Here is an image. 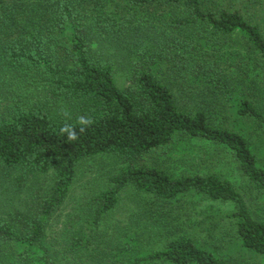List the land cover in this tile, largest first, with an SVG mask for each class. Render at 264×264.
Wrapping results in <instances>:
<instances>
[{
    "label": "trees",
    "instance_id": "16d2710c",
    "mask_svg": "<svg viewBox=\"0 0 264 264\" xmlns=\"http://www.w3.org/2000/svg\"><path fill=\"white\" fill-rule=\"evenodd\" d=\"M2 1L0 264H239L204 247L226 238L264 256V169L247 136L216 122L232 109L264 135L262 102L252 86L236 97L230 62L245 49L264 69V0ZM80 116L95 123L68 141L59 129ZM178 141L207 144L238 186L173 174L157 152ZM80 173L94 176L79 212L54 230ZM191 193L233 206L203 242L173 204ZM125 204L133 214L110 225Z\"/></svg>",
    "mask_w": 264,
    "mask_h": 264
},
{
    "label": "rangeland",
    "instance_id": "374dc122",
    "mask_svg": "<svg viewBox=\"0 0 264 264\" xmlns=\"http://www.w3.org/2000/svg\"><path fill=\"white\" fill-rule=\"evenodd\" d=\"M4 1L9 2L11 0ZM5 5L7 4L5 3ZM5 5L3 1L0 0V9L6 7ZM231 58L233 59L229 60L231 63H236L239 74L238 76L236 75V97L244 94L247 86H252L254 89H249V95L254 98L256 97L257 100H261L264 111V69L262 64L251 54H247L245 49L239 54V57L236 55ZM243 75H245V77ZM18 84L19 83L15 85L14 81H11V85L8 87L15 95L23 98L32 93L33 90L20 87ZM172 91L181 106H194V103L190 102L188 98H185L184 94H181L180 89L174 88ZM217 114L216 122L219 125L232 128L247 136L258 165L264 169V135L261 131V127L250 120L245 121L234 117L232 109H222ZM157 156L161 158L164 163L169 165L171 171L175 175H179L183 172L199 174L219 172L238 186L239 178L234 165L222 159V157H220L221 155L215 156V152L208 148L207 144L202 142H174L170 147L157 152ZM93 176L94 175L91 173H80L77 189L60 211L54 222V230L66 224L70 219V215H75L79 212L78 203L85 193L86 187L84 185ZM173 204L174 206H179L188 214L189 219L187 221V226L191 232L199 233L200 239L198 242H203L201 238L209 239L212 237V234H217L216 228L224 224V222L221 221L222 218L233 211V206L230 203L212 202L194 193L180 197L179 200L174 201ZM131 214H133L132 208L128 204H125L116 212L110 225L116 222L125 223ZM256 215L258 218L264 220V199L259 204ZM190 231L188 232L190 233ZM226 239L215 244L206 242L204 247L209 250H216L225 256H233L238 260L239 264H264V256H256L248 253L240 244ZM140 264L156 263L144 260Z\"/></svg>",
    "mask_w": 264,
    "mask_h": 264
},
{
    "label": "clouds",
    "instance_id": "9594fccd",
    "mask_svg": "<svg viewBox=\"0 0 264 264\" xmlns=\"http://www.w3.org/2000/svg\"><path fill=\"white\" fill-rule=\"evenodd\" d=\"M66 119H70V113L67 110H62L61 113ZM95 121L87 116H80L77 118L76 124L65 123L59 132L62 136H66L68 141H76L79 139L80 134L84 133L87 128L91 127ZM79 128V132L77 131Z\"/></svg>",
    "mask_w": 264,
    "mask_h": 264
}]
</instances>
